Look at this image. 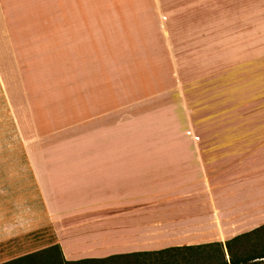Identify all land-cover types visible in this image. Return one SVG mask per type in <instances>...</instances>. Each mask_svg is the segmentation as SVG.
<instances>
[{
  "label": "crops",
  "instance_id": "1",
  "mask_svg": "<svg viewBox=\"0 0 264 264\" xmlns=\"http://www.w3.org/2000/svg\"><path fill=\"white\" fill-rule=\"evenodd\" d=\"M40 1L58 9L53 20H45L56 23L50 48L55 63L43 68L55 69L56 80L65 82L55 84L61 87L51 97L47 85L35 89L43 71L36 77L39 67H31L32 79L14 76L10 92L28 183L56 236L51 247L59 245L65 261L105 264L168 248L226 243L264 225V204L258 209L247 201L238 204L232 187L250 183L251 174L237 169L254 166L256 159L264 173V0H215L223 12L219 21L225 16L230 23L231 62L245 70L247 114L241 118L201 111L218 102L217 81L178 77L174 84L181 67L170 20L143 25L144 17L135 16L136 27H123L116 39L111 20L117 17L96 13L100 7L141 6L143 0ZM199 19L179 20L184 27L204 21ZM200 27L179 32L183 40L193 35V44L203 41ZM131 29L143 39L127 43ZM185 48V54L197 55L194 70L207 69L206 55L218 53L204 45ZM127 52L135 62L128 63ZM214 62L212 73L223 66ZM163 86L172 93L167 109L128 111V103L153 100ZM202 87L205 95H198L196 106L191 91ZM206 131L214 141L203 140Z\"/></svg>",
  "mask_w": 264,
  "mask_h": 264
},
{
  "label": "rangeland",
  "instance_id": "2",
  "mask_svg": "<svg viewBox=\"0 0 264 264\" xmlns=\"http://www.w3.org/2000/svg\"><path fill=\"white\" fill-rule=\"evenodd\" d=\"M40 2V0H0V264L17 260L30 253L47 250L56 244L54 230L51 225L46 223L43 212L38 209L33 187H31V183H28L31 178L19 135V125L15 115L16 105L12 102L10 92L14 76L21 78L23 75H27L29 79H32V74L35 73L36 77H39L43 71V78L38 79L35 89L38 86L47 85L44 90L51 97L54 96L57 86L61 87V85L55 84H62L61 82L64 81L63 78L56 80L55 69L46 70L43 68L45 65H53L45 63H55L53 49L50 48L53 47L56 23L45 20H49V18L53 20L58 9L53 5L52 7H43ZM97 9L99 12L96 11V13L102 14L105 11L113 17H117L116 21L113 18L111 20V36L116 39L123 32V27H136V23L133 21L135 16H138L140 20L144 17L143 25L159 26L161 20H170L169 26L175 32L174 38L170 41L176 48L177 57L180 58L179 60L176 58V66L181 67L175 73L174 84L178 83V77L185 82L206 80L209 83L217 81L219 87L217 91H220L217 95L226 94V97L220 99L221 96H219L217 103L208 104L201 111H207L206 113L223 112L234 116L238 115L240 118L246 116L245 70H238V67L234 66L235 63L231 62L230 23L227 22L225 16L223 18L225 21H219L223 12L215 0H143L142 5L137 7L134 5L110 6ZM121 16H126V19L132 21L119 20ZM184 16L204 20L203 22H190L184 26L185 29L189 27L188 30H197L201 26L203 41L197 39L195 43L191 44L189 40L194 37L193 35H190L188 40H183L182 32L179 31L184 27H182V20L179 19ZM215 26L223 27V29H215ZM131 30L132 32L128 33L132 35L126 38L127 43L130 42V39L134 41L143 39L142 36L139 38L136 33H133L134 29ZM157 35L161 37V31ZM195 35L198 36V34ZM49 43L50 45H48ZM203 45L208 48H217L218 53L206 55L207 69L194 70L193 68L197 64V60H195L197 55H193L191 52L192 55L185 54L184 51L188 50L185 47H191L189 48L191 50L192 46L201 47ZM133 56L127 52L128 63L135 62ZM144 56L151 58L152 55ZM212 58H217L216 62L223 63V66L220 65L221 69L214 73L211 72L214 70L213 62L215 60ZM31 67L39 68H35L34 73H30L29 68ZM45 71L51 72L45 73ZM204 72L206 73L205 77H200ZM205 84L206 82H203V85ZM204 87L191 91L192 97L196 100V106L200 105L198 95H205ZM167 88V86H163L159 90L163 92L159 93L158 97L153 100L149 99V101H141V105H137L136 102L128 103V111L141 110L144 112L157 107L159 109L162 107L163 110L167 109L171 103L172 95L170 90L167 91ZM207 98H214V95L207 96ZM198 108L200 109V107ZM201 111L198 112V115ZM210 133L206 131L202 136L203 140L214 141L215 135ZM200 137L196 136L197 139ZM220 137L224 136L220 135ZM259 151L262 153L261 148ZM237 170V173L247 172L252 176L249 184L232 186L237 203L242 204L247 201L250 208L262 207L264 204V173L261 159H256L254 166L251 163L250 167L246 169L239 167ZM252 170H254L253 173ZM262 233L264 234V231ZM261 234L259 233V235ZM250 242L252 241L249 240L248 243L243 244L244 249H241L242 253L240 252V254L246 255L250 252L252 248ZM257 242L254 246L256 251H264V241ZM253 243L255 242L253 241ZM236 245L237 242H233L232 247H237ZM219 249L213 247L197 252L200 257L194 264H218ZM225 250L227 258L230 259L228 249ZM137 256L139 257L125 258L130 260L125 262L137 263V258L142 257ZM167 262L160 259L159 264H167ZM169 264H175V262L170 261Z\"/></svg>",
  "mask_w": 264,
  "mask_h": 264
},
{
  "label": "trees",
  "instance_id": "3",
  "mask_svg": "<svg viewBox=\"0 0 264 264\" xmlns=\"http://www.w3.org/2000/svg\"><path fill=\"white\" fill-rule=\"evenodd\" d=\"M264 231V225L261 227L241 234L226 243L222 242H216V243H210L205 245H198V246H185V247H175V248H168L166 250L158 251L155 253H144L142 254L139 259L137 258V263H127L125 261H130L123 259L122 257L119 258H112L114 260H111L110 262H107L105 264H159L160 259L161 261L168 260L167 264L170 263V261L175 262V264H194L198 257H200L197 252L207 249V248H213L218 247L220 252V260L218 261V264H264V251L257 252L256 248L254 247L259 241H264V234L262 233ZM259 233L261 235H259ZM254 237V238H253ZM250 241V246L252 247L250 252L246 255L240 254L241 249L243 250V244L248 243ZM257 240V241H256ZM253 241L255 243H253ZM233 242H237V247H232ZM228 249L230 259L227 258V252L225 249ZM237 250H239L237 252ZM242 253V252H241ZM140 260V261H139ZM6 264H102L97 263L95 260H85L80 262H69L65 261L62 257V253L60 250V246L57 245L56 247H50L47 250L30 253L27 254L17 260L8 262Z\"/></svg>",
  "mask_w": 264,
  "mask_h": 264
}]
</instances>
